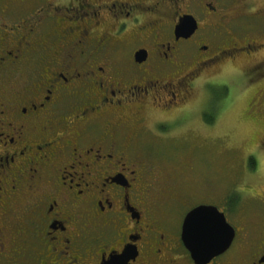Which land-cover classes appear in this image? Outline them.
Segmentation results:
<instances>
[{"label": "flooded vegetation", "instance_id": "obj_1", "mask_svg": "<svg viewBox=\"0 0 264 264\" xmlns=\"http://www.w3.org/2000/svg\"><path fill=\"white\" fill-rule=\"evenodd\" d=\"M250 5L0 0V264H264V96L245 146L262 171L249 168L222 199L157 188L138 150L156 126L184 130L210 71L264 52L250 39L261 16L248 12L251 30L231 26ZM185 17L187 38L176 34ZM200 207L230 228L206 261L183 241Z\"/></svg>", "mask_w": 264, "mask_h": 264}, {"label": "rangeland", "instance_id": "obj_2", "mask_svg": "<svg viewBox=\"0 0 264 264\" xmlns=\"http://www.w3.org/2000/svg\"><path fill=\"white\" fill-rule=\"evenodd\" d=\"M249 1L250 7L244 10L247 17L231 22L232 29L236 34L251 30L248 12L252 10V14L263 18L259 22L263 31H251L250 39L264 43V11L261 12L264 0ZM262 59L264 52L253 55L251 60L239 59L230 68L222 66L210 71L206 76L217 79L203 86L197 83L192 108L180 118L179 128L183 131L172 128L166 133L174 126L166 129L156 126L143 134L138 150L147 160L150 173L156 176L157 188L163 185L175 188L194 199L197 195L213 194L222 199L230 185L232 189L249 168L252 173L256 166L258 172L262 171L258 158L246 159L251 153L246 154L245 148L260 128L253 116L258 117V107L262 109L259 106L264 96V65L259 67ZM202 97L203 101H198Z\"/></svg>", "mask_w": 264, "mask_h": 264}, {"label": "water", "instance_id": "obj_3", "mask_svg": "<svg viewBox=\"0 0 264 264\" xmlns=\"http://www.w3.org/2000/svg\"><path fill=\"white\" fill-rule=\"evenodd\" d=\"M194 25L195 21L192 17L181 19L176 29L177 36L184 38L191 36L194 31ZM206 212H211L216 215V220L220 216L219 223L209 225L198 222L200 216ZM193 213L198 214L193 216ZM229 229V226L226 224L223 216L218 213L217 209L200 207L193 211L187 218L183 226V241L196 261H206L226 249L230 240L226 239L225 232ZM217 249H219V252Z\"/></svg>", "mask_w": 264, "mask_h": 264}, {"label": "snow or ice", "instance_id": "obj_4", "mask_svg": "<svg viewBox=\"0 0 264 264\" xmlns=\"http://www.w3.org/2000/svg\"><path fill=\"white\" fill-rule=\"evenodd\" d=\"M198 213H193V216H196Z\"/></svg>", "mask_w": 264, "mask_h": 264}, {"label": "trees", "instance_id": "obj_5", "mask_svg": "<svg viewBox=\"0 0 264 264\" xmlns=\"http://www.w3.org/2000/svg\"><path fill=\"white\" fill-rule=\"evenodd\" d=\"M253 168H254V164H253V166H252Z\"/></svg>", "mask_w": 264, "mask_h": 264}]
</instances>
